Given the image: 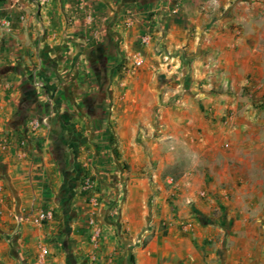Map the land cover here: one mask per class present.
I'll use <instances>...</instances> for the list:
<instances>
[{
    "label": "crops",
    "instance_id": "0c3cea01",
    "mask_svg": "<svg viewBox=\"0 0 264 264\" xmlns=\"http://www.w3.org/2000/svg\"><path fill=\"white\" fill-rule=\"evenodd\" d=\"M42 247L264 264V0H0V264Z\"/></svg>",
    "mask_w": 264,
    "mask_h": 264
},
{
    "label": "built area",
    "instance_id": "2783aa9c",
    "mask_svg": "<svg viewBox=\"0 0 264 264\" xmlns=\"http://www.w3.org/2000/svg\"><path fill=\"white\" fill-rule=\"evenodd\" d=\"M2 25L7 29V30H11V23L10 21L8 20H5L3 21ZM150 41V36L149 35H144L142 36V42L144 44H147L148 42ZM142 63V60L139 58L137 60V64H141ZM43 121V120H42ZM32 124V127L33 128H38L40 127L41 125V120H38V119H34L32 120L31 122ZM173 179H171L170 183L171 185H173ZM91 184L89 181L86 182V189H91ZM202 195L205 197L206 193L203 192ZM91 202L94 204V205H98L99 204V199L97 196H95L94 193L91 194ZM53 218V212L51 210H45V211H40L37 218H36V221L37 222H44V221H48L50 219ZM91 224L94 225L95 229L93 231V234H92V239H93V242L95 244H98V241H99V237L101 235V230L100 228L96 225V222L95 220H91ZM48 254V249L46 247H42L41 249V254L37 260V264H46V256ZM95 260V257L92 256L91 258V263L93 264Z\"/></svg>",
    "mask_w": 264,
    "mask_h": 264
},
{
    "label": "rangeland",
    "instance_id": "374dc122",
    "mask_svg": "<svg viewBox=\"0 0 264 264\" xmlns=\"http://www.w3.org/2000/svg\"><path fill=\"white\" fill-rule=\"evenodd\" d=\"M172 179L174 180L173 183L175 184L176 179H174V178H172ZM174 184H173V185H174ZM203 192L206 193L205 198L209 196L210 191L208 192V191H206V190H202V191H201V196H203V195H202ZM203 197H204V196H203Z\"/></svg>",
    "mask_w": 264,
    "mask_h": 264
}]
</instances>
